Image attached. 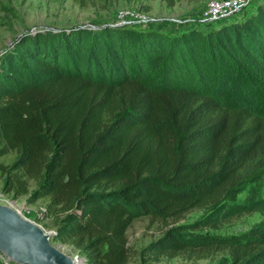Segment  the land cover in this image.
I'll use <instances>...</instances> for the list:
<instances>
[{
	"label": "trees",
	"instance_id": "obj_1",
	"mask_svg": "<svg viewBox=\"0 0 264 264\" xmlns=\"http://www.w3.org/2000/svg\"><path fill=\"white\" fill-rule=\"evenodd\" d=\"M246 8L176 34L124 25L16 38L0 53V158L13 156L0 163L3 193L43 200L39 221L82 264H128L136 219L193 210L203 214L142 250L146 262L264 264V0ZM255 213L243 234L200 233Z\"/></svg>",
	"mask_w": 264,
	"mask_h": 264
},
{
	"label": "rangeland",
	"instance_id": "obj_2",
	"mask_svg": "<svg viewBox=\"0 0 264 264\" xmlns=\"http://www.w3.org/2000/svg\"><path fill=\"white\" fill-rule=\"evenodd\" d=\"M206 1L208 0H175L174 5L169 7L163 0H108L105 4L88 2V0H1L0 53L16 38L26 33L69 27L94 30L103 26L120 27L118 24L120 20L128 22L125 27L133 30L136 29V26L132 22L138 20V17H145L153 21L154 28L160 32L176 34L194 26ZM244 1L249 3V6H254L259 0ZM245 14L243 15L245 16ZM12 158L13 156L0 158V163L8 164ZM0 203L10 205L21 216L36 223L45 231H53L49 224L39 221L40 212L44 209L45 202L39 200L31 203L26 197L13 199L4 194L1 176ZM202 214L203 212L200 210H193L175 223L172 221L160 222L149 217L136 219L127 230L130 249L128 264H213L219 255L199 260L190 259L187 256L163 257L156 263L146 262L147 260L141 256L142 250L157 240L167 228L172 225L190 224L200 218ZM259 221L260 215L255 213L243 216L221 228L205 229L200 233L219 238L237 236L247 232ZM51 243L55 246L58 245L52 242V238ZM60 246L67 255L80 258L71 247Z\"/></svg>",
	"mask_w": 264,
	"mask_h": 264
},
{
	"label": "water",
	"instance_id": "obj_3",
	"mask_svg": "<svg viewBox=\"0 0 264 264\" xmlns=\"http://www.w3.org/2000/svg\"><path fill=\"white\" fill-rule=\"evenodd\" d=\"M54 231L47 232L21 216L7 204L0 203V254L14 264H82L69 256L60 245H53Z\"/></svg>",
	"mask_w": 264,
	"mask_h": 264
},
{
	"label": "built area",
	"instance_id": "obj_4",
	"mask_svg": "<svg viewBox=\"0 0 264 264\" xmlns=\"http://www.w3.org/2000/svg\"><path fill=\"white\" fill-rule=\"evenodd\" d=\"M248 5L249 3L247 4L244 0H208L200 10L199 18L194 25H221L232 22L241 16L240 14L243 13V10ZM118 22L120 26H124L128 23L122 20ZM153 23V21L145 17H138V20L132 22V24L136 26H148L153 25ZM0 262L2 264H14L2 254H0Z\"/></svg>",
	"mask_w": 264,
	"mask_h": 264
},
{
	"label": "bare ground",
	"instance_id": "obj_5",
	"mask_svg": "<svg viewBox=\"0 0 264 264\" xmlns=\"http://www.w3.org/2000/svg\"><path fill=\"white\" fill-rule=\"evenodd\" d=\"M10 206V205H9Z\"/></svg>",
	"mask_w": 264,
	"mask_h": 264
}]
</instances>
